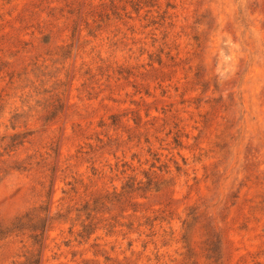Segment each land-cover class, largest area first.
Instances as JSON below:
<instances>
[{"label":"rangeland","instance_id":"rangeland-1","mask_svg":"<svg viewBox=\"0 0 264 264\" xmlns=\"http://www.w3.org/2000/svg\"><path fill=\"white\" fill-rule=\"evenodd\" d=\"M0 264H264V0H0Z\"/></svg>","mask_w":264,"mask_h":264}]
</instances>
